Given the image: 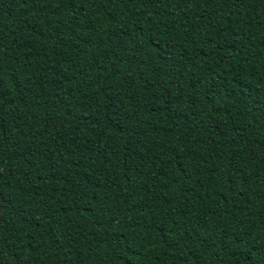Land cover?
<instances>
[{
  "label": "trees",
  "instance_id": "1",
  "mask_svg": "<svg viewBox=\"0 0 264 264\" xmlns=\"http://www.w3.org/2000/svg\"><path fill=\"white\" fill-rule=\"evenodd\" d=\"M0 264H264V0H0Z\"/></svg>",
  "mask_w": 264,
  "mask_h": 264
}]
</instances>
